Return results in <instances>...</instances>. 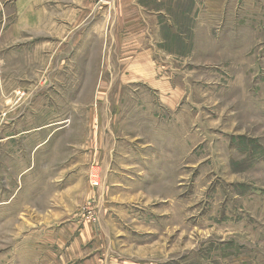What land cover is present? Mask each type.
Instances as JSON below:
<instances>
[{
	"label": "rangeland",
	"instance_id": "rangeland-1",
	"mask_svg": "<svg viewBox=\"0 0 264 264\" xmlns=\"http://www.w3.org/2000/svg\"><path fill=\"white\" fill-rule=\"evenodd\" d=\"M79 2L0 45V264H264V0Z\"/></svg>",
	"mask_w": 264,
	"mask_h": 264
},
{
	"label": "crops",
	"instance_id": "crops-1",
	"mask_svg": "<svg viewBox=\"0 0 264 264\" xmlns=\"http://www.w3.org/2000/svg\"><path fill=\"white\" fill-rule=\"evenodd\" d=\"M49 1H53L55 7L61 5L68 7L71 4L75 7L82 5L79 0H0L1 47L4 41H21L22 45H26L29 39L32 43L33 37L40 38L44 21H48L53 15L52 12H47L43 8L44 4Z\"/></svg>",
	"mask_w": 264,
	"mask_h": 264
}]
</instances>
